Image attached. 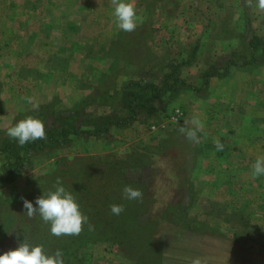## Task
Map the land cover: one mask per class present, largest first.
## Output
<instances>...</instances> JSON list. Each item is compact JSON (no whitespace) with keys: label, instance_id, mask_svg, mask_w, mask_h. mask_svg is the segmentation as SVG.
Wrapping results in <instances>:
<instances>
[{"label":"rangeland","instance_id":"obj_1","mask_svg":"<svg viewBox=\"0 0 264 264\" xmlns=\"http://www.w3.org/2000/svg\"><path fill=\"white\" fill-rule=\"evenodd\" d=\"M135 4L142 22L128 33L117 27L111 0H0V131L29 115L51 124L58 113L69 112L92 93L89 111L110 114L112 107L119 108V98L105 105L106 93L112 96L140 77L158 83L161 73L153 66L159 59L189 61L193 50L198 64L191 60L181 66L180 75L198 87L208 62L239 47L229 35L237 26L242 29L243 19L255 35L264 36V10L257 0L251 5L246 0ZM25 97H33L38 110ZM194 115L205 124L198 143L179 131L190 127ZM217 140L223 151L216 150ZM157 146L156 156L147 159ZM134 155H140L145 169L134 168ZM88 157L124 162L127 179L146 185L143 198L150 204L139 206L137 217L144 225H156L136 233L141 264H189L197 256L204 264H264V176L251 177L253 163L264 157V62L233 66L225 76L210 78L198 93L184 88L165 94L151 102L144 116L128 127H111L105 137L71 136L68 146L35 154L22 172L6 173L0 157L6 250L26 241H20L29 229L22 222L21 198L28 200L61 160ZM104 172L108 169L99 171ZM181 200L189 201L185 219L197 223L191 227L201 223L213 234L163 220L165 206ZM151 236L153 252L147 255L151 243L145 240ZM83 252L85 264H136L118 245L94 243Z\"/></svg>","mask_w":264,"mask_h":264},{"label":"trees","instance_id":"obj_2","mask_svg":"<svg viewBox=\"0 0 264 264\" xmlns=\"http://www.w3.org/2000/svg\"><path fill=\"white\" fill-rule=\"evenodd\" d=\"M240 23L241 30L237 28L230 32V38L239 40V47L230 51L228 55L218 58V61L208 62L206 69L202 70L198 75L200 86L194 87L180 75L181 66L189 64L191 60L197 65V59H194L196 52L193 50L192 59H159L153 66L157 68L156 73H161L158 83L144 80H133L126 84L120 92L113 91V95L106 93L105 105L113 104L115 97L119 98V108L116 111H126L125 116H119L112 107V113L105 115H97L89 111V106L93 103V98L80 100L77 105L69 112L63 114L58 113L57 117L51 124H44L46 131V139L36 140L20 146L18 142L11 139L7 135V131H0V157L3 159L2 169L8 174L22 172L28 169L32 164V158L35 154L46 151H53L66 147L70 144L71 136L91 135L95 137H105L109 133L111 127H128L139 117L146 114L151 102H154L165 94L175 95L184 88H190L198 93L203 91L207 86L209 79L212 77H223L233 66H247L264 62V36H257L252 32L249 21L242 20ZM227 32H229L227 28ZM224 33L221 32V35ZM223 58V59H222ZM163 61H167L164 63ZM187 61V62H186ZM110 101V102H109ZM98 103L101 104V99ZM114 105V104H113ZM49 108H40L39 111H46ZM150 148L148 158L151 159L159 150ZM159 152V151H158ZM140 155H134L138 164L134 168L145 169V165L137 159ZM130 157L128 158L129 161ZM124 162L112 160L88 158H76L74 160H61L55 165L53 172L42 176V182H39L36 189L29 195L28 201L33 207H38L35 201L41 195H45L49 191H54V185L57 178L67 191L73 193L77 203L80 205L82 213L88 216L89 222L94 226L93 230H89L85 224L83 231L79 235H62L56 237L50 232V224L45 223L40 215L29 217L24 208L25 217L22 222L28 226L26 235H21V240H26L29 244L43 245L45 251L49 254L54 253L57 249L62 250L64 264H85L84 248L90 244L103 243L109 245H118L125 249L127 258L141 264L139 259L141 250L136 248L137 239H140L137 231L139 229L146 230L147 227H153L156 222L144 225L138 220L139 206L149 205L150 201L145 197L140 200H127L124 198L123 188L130 185L134 188H141L142 193L145 191V183L134 182L126 177L127 169L123 167ZM151 165V162H147ZM154 165V162H153ZM152 165V166H153ZM101 169H108V172L99 173ZM150 170L153 171L151 167ZM121 171V172H120ZM40 179V180H41ZM119 179V183L117 181ZM187 184V182H184ZM120 204L124 206V211L119 215H113L110 212V205ZM189 201L186 203L181 200L179 203L165 206L162 218L173 225L183 224L182 229L196 233H208L213 231L206 230V225L199 224V227L192 228L197 223L185 219V210ZM6 235L0 227V255L6 250L3 242ZM147 255L153 252V236L145 240V244H149ZM12 250L18 245L14 242ZM152 248V249H151Z\"/></svg>","mask_w":264,"mask_h":264},{"label":"clouds","instance_id":"obj_3","mask_svg":"<svg viewBox=\"0 0 264 264\" xmlns=\"http://www.w3.org/2000/svg\"><path fill=\"white\" fill-rule=\"evenodd\" d=\"M246 3L251 5L252 0H246ZM111 4L114 7L113 15L117 27L128 33L135 31L138 21L142 22V18L137 15L135 0H111ZM257 6L264 10V0H257ZM24 99L32 104L34 109L38 110L39 104L34 101L33 97H25ZM187 123L190 127H180V133L188 140L198 143L200 139L198 133L203 132L204 121L198 115H194ZM7 135L16 140L20 146L32 141L46 139L44 121L29 115L8 127ZM216 150H224V146L219 140L216 141ZM260 176H264V157H258L252 165V179ZM122 191L127 200L143 198L142 191L130 185H125ZM21 199L24 208L27 210V215L32 217L38 213L45 223L50 224V232L56 237L79 235L85 224L88 225L90 231L94 228L89 222L88 216L82 213L76 197L72 192L65 189L59 178L54 185V191H49L36 199L35 204L38 207H33L31 202ZM123 211V205H110V212L113 215L119 216ZM0 264H64V259L60 249L49 254L43 245L33 246L25 241L15 250L0 255ZM189 264H204V260L199 256L193 257Z\"/></svg>","mask_w":264,"mask_h":264},{"label":"crops","instance_id":"obj_4","mask_svg":"<svg viewBox=\"0 0 264 264\" xmlns=\"http://www.w3.org/2000/svg\"><path fill=\"white\" fill-rule=\"evenodd\" d=\"M26 80H28V79H26ZM80 92H83L84 94H86V92H85V91H80ZM84 94H83V95H84Z\"/></svg>","mask_w":264,"mask_h":264}]
</instances>
